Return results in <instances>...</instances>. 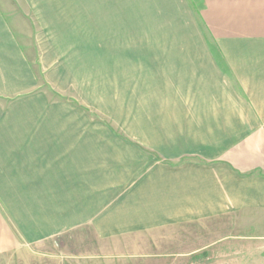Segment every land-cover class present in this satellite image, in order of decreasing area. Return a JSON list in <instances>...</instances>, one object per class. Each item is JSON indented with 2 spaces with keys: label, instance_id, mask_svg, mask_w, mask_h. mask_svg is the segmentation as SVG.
<instances>
[{
  "label": "crops",
  "instance_id": "1",
  "mask_svg": "<svg viewBox=\"0 0 264 264\" xmlns=\"http://www.w3.org/2000/svg\"><path fill=\"white\" fill-rule=\"evenodd\" d=\"M47 2L23 0L44 31L34 41L45 82L59 92L69 88L71 64L67 45L48 31L75 29L83 43L85 31L116 28V16L138 14L144 24L154 15L161 32L168 17L170 54L158 48L153 57L157 71L171 65L175 125L126 120L148 129L121 137L77 119L41 86L0 7V264L19 251V237L83 239L85 227L99 240L136 244L135 254L264 264V0H164L155 8L61 0L48 8L51 22Z\"/></svg>",
  "mask_w": 264,
  "mask_h": 264
},
{
  "label": "rangeland",
  "instance_id": "2",
  "mask_svg": "<svg viewBox=\"0 0 264 264\" xmlns=\"http://www.w3.org/2000/svg\"><path fill=\"white\" fill-rule=\"evenodd\" d=\"M48 1H51L49 7L48 2L43 7L51 22L56 16L50 13L55 11L51 12L48 8L59 7L61 0ZM135 1L136 6L147 4L154 8L160 2L161 6L164 3V0H131L130 5L134 6ZM116 2L119 6L123 0ZM125 5L128 6V0ZM0 7L15 29L27 55L33 59V67L41 86L51 92L53 101L66 102L75 108L77 119L97 122L101 135L114 134L121 137L134 136L148 129L128 126L126 120L134 124H146L156 119L158 122L175 125V80L171 76V65L164 72L157 71L156 67L159 66L153 57L158 48L161 50L159 53L170 54L169 45L175 31L167 30L171 22L168 17L163 20L164 30L161 32L157 29L161 26L160 20L157 21L154 15H144V24L139 21L141 16L138 14L116 16V28L98 32L85 31L83 43L75 29L54 27L48 31L62 45H67L62 50L67 48V63L71 64L68 76L67 73L63 76L69 88L59 92L50 89L41 70V53L36 43L44 31H41L39 23H35L23 0H0ZM147 27L152 30L146 31ZM157 44L164 46L156 47ZM144 56H148L146 62L142 60ZM52 64L55 67L59 63L53 61ZM174 125H164L163 129L175 131ZM137 146L141 151L154 156L147 147ZM157 160L175 164V159ZM75 233L68 232L66 238L35 244L19 237V251L5 256L3 264H205L201 253L178 258L175 254L168 253L140 255L135 254L137 249H132L136 244L134 246L99 240L95 238L90 227L84 228L83 239L75 238ZM227 259L225 264H242L236 261L235 255H229Z\"/></svg>",
  "mask_w": 264,
  "mask_h": 264
}]
</instances>
